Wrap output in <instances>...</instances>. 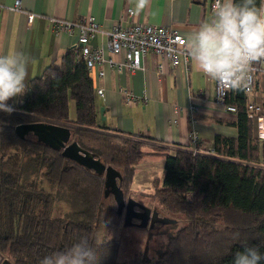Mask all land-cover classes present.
Wrapping results in <instances>:
<instances>
[{
  "label": "trees",
  "instance_id": "trees-1",
  "mask_svg": "<svg viewBox=\"0 0 264 264\" xmlns=\"http://www.w3.org/2000/svg\"><path fill=\"white\" fill-rule=\"evenodd\" d=\"M79 51L68 49L33 78L24 100H9L11 114L0 111V253L12 264H39L87 237L100 264H233L245 246L264 255V141L247 115L243 89L228 96L238 107L237 119L229 122L238 136L217 135L214 153L194 154L191 144L104 128L94 81ZM39 121L71 127L72 140L120 171L125 197L131 196L136 167L147 156H165L164 176L154 178L150 195L178 221L157 256L145 249L118 261L121 242L99 236L96 227L107 208L105 175L36 137L17 134L18 125ZM109 197L118 207L114 195ZM62 200H71L74 209L61 213Z\"/></svg>",
  "mask_w": 264,
  "mask_h": 264
},
{
  "label": "crops",
  "instance_id": "crops-1",
  "mask_svg": "<svg viewBox=\"0 0 264 264\" xmlns=\"http://www.w3.org/2000/svg\"><path fill=\"white\" fill-rule=\"evenodd\" d=\"M17 1L19 8H16ZM211 4L212 0H149L141 9L138 0H0V54L23 50L31 57L29 87L30 81L41 75L47 66L58 62L65 51L79 47L78 31L57 33L53 28L55 18L76 22L94 16L100 30L91 37L90 45L104 48L106 55L111 56L107 32L129 8L135 10L137 20L171 25L187 39L200 24L212 19ZM30 12L36 14L32 23L27 19ZM124 58V51L116 56L118 60ZM161 62V57L147 54L142 68L134 73H119L106 65L104 80L97 77L102 68L97 66L91 76L104 128L181 145H190L194 132L198 134L201 151L212 150L217 135L238 136V128L229 123L237 119L238 113L229 112L216 103V81L207 78L193 58L188 66H168L166 73L159 75L155 64ZM120 86L129 88L139 100L126 103L118 93ZM99 88L104 89L103 95L98 93ZM29 90L16 99L24 100ZM256 99L264 98L258 94ZM191 105L199 107L194 115L189 110ZM142 165L149 164L142 163L136 168ZM143 187L139 180V188Z\"/></svg>",
  "mask_w": 264,
  "mask_h": 264
},
{
  "label": "clouds",
  "instance_id": "clouds-1",
  "mask_svg": "<svg viewBox=\"0 0 264 264\" xmlns=\"http://www.w3.org/2000/svg\"><path fill=\"white\" fill-rule=\"evenodd\" d=\"M149 0H138L143 9ZM189 52L210 80L232 89L247 86L252 65L264 61V0H214L213 17L188 37ZM31 57L23 50L0 54V111L11 114L8 101L28 90ZM101 257L87 237L65 250L54 251L39 264H100ZM258 247L245 246L235 253L233 264H260Z\"/></svg>",
  "mask_w": 264,
  "mask_h": 264
},
{
  "label": "built area",
  "instance_id": "built-area-1",
  "mask_svg": "<svg viewBox=\"0 0 264 264\" xmlns=\"http://www.w3.org/2000/svg\"><path fill=\"white\" fill-rule=\"evenodd\" d=\"M213 3L214 0L211 4L212 9ZM16 8H19V1H17ZM35 16V13H28V23H32ZM53 28L57 33L78 31L80 51L77 57L79 60L85 61L91 73L97 66L102 67L96 74L100 80L105 78L104 67L106 65H110L119 73L124 71L134 73L142 68V60L147 54L162 58L160 64H155L156 72L159 75L165 74L168 66L173 68L181 64L188 66L192 58L187 47V39L179 29L171 25L139 21L135 18L133 8H129L127 13L117 20L112 29L107 32L109 36L108 49L111 56L106 55L104 48L90 45L91 37L100 30V23L94 16H88L76 22L55 18L53 19ZM123 51L125 58L123 60L116 59V56ZM241 89L247 97L246 111L248 117L254 122L256 136L264 141V99L261 101L256 99L258 94H262L264 98V61L252 65L247 86ZM235 90L237 89H232L227 84L216 82V103L232 113H237L238 107L228 103V96L231 91ZM98 93L103 95L104 89L99 88ZM118 93L126 103L132 104L139 100L125 86H120ZM189 110L194 115L199 107L191 105ZM191 149L194 154L199 152L214 153L213 149L201 151L198 134L194 132L191 133Z\"/></svg>",
  "mask_w": 264,
  "mask_h": 264
},
{
  "label": "rangeland",
  "instance_id": "rangeland-1",
  "mask_svg": "<svg viewBox=\"0 0 264 264\" xmlns=\"http://www.w3.org/2000/svg\"><path fill=\"white\" fill-rule=\"evenodd\" d=\"M70 105L71 115L74 116L75 102L71 101ZM142 163L149 165L139 167L132 185L131 196L129 197L146 206H152V209H156L160 217L170 218L175 222L178 221L177 218L172 217L170 214L162 212L160 203L153 201L150 195L154 189V178H162L164 176L165 156L150 155ZM139 180L144 185L141 189L139 188ZM142 191H145V194H139ZM109 196L110 194L106 195L107 208L96 227L99 236L116 237L121 242L120 251L117 256L118 261H128L135 254L145 249H148L150 256H157L170 235L176 230L175 223L155 221L154 223L150 222L147 226H143L139 218H133L132 223L127 225L125 213H120L117 206L111 204ZM125 198L127 200L128 197ZM70 201L62 200L57 205L61 213L70 212L74 209ZM138 208L136 207L137 210ZM0 264H12V261L9 256H5V260Z\"/></svg>",
  "mask_w": 264,
  "mask_h": 264
},
{
  "label": "water",
  "instance_id": "water-1",
  "mask_svg": "<svg viewBox=\"0 0 264 264\" xmlns=\"http://www.w3.org/2000/svg\"><path fill=\"white\" fill-rule=\"evenodd\" d=\"M103 112L104 109L101 108ZM16 132L21 138L27 136L36 137L39 142L51 148L62 151L63 156L79 163L89 170H94L99 175H105V194L114 195L118 210L125 213L126 224L132 223L133 218H139L143 226L150 222L161 221L164 223H175L173 219L160 217L156 209L146 206L128 197L118 184V179H122V174L113 166H107L100 157L82 148L76 140H72L71 127L52 122L39 121L33 123L20 124L16 127ZM136 207L142 209L137 210ZM5 260V255L0 253V263Z\"/></svg>",
  "mask_w": 264,
  "mask_h": 264
},
{
  "label": "flooded vegetation",
  "instance_id": "flooded-vegetation-1",
  "mask_svg": "<svg viewBox=\"0 0 264 264\" xmlns=\"http://www.w3.org/2000/svg\"><path fill=\"white\" fill-rule=\"evenodd\" d=\"M138 210H141V211H142V209H141V208H138Z\"/></svg>",
  "mask_w": 264,
  "mask_h": 264
}]
</instances>
